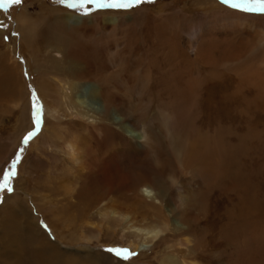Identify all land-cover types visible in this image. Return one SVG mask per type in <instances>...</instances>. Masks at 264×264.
<instances>
[{
  "label": "rangeland",
  "instance_id": "374dc122",
  "mask_svg": "<svg viewBox=\"0 0 264 264\" xmlns=\"http://www.w3.org/2000/svg\"><path fill=\"white\" fill-rule=\"evenodd\" d=\"M0 25L5 27L4 33H0V66L17 74L12 94L7 90L0 92V212L5 202L21 195L49 241L66 257L78 260L72 264H87L86 258L91 256L109 260V264H160L157 255L163 253L166 245L154 242L159 246L156 248L147 242L143 252L136 250L134 238L100 216L105 202L87 194L91 188L88 180L84 178L77 187L84 191L82 197L69 199L70 194L64 192V179L71 180L76 175L66 153L58 150L64 140L79 134L97 147L100 163L110 151L120 148V142L113 138L106 142L86 133L76 122L68 123L69 118L54 123L59 126H52V121L45 124L41 89L45 90L38 78L45 68L50 73L45 78L49 76L56 81L49 70L55 59L63 63L62 67L67 62L86 66L90 69L89 81L125 101L134 112L159 116L169 135L187 137L192 142L202 135L208 136L210 156L218 154L217 148L222 144L224 191L219 189L216 179L206 188L195 178L193 186L201 192L200 205L193 207L195 215L199 209L206 213L200 216L199 227L210 229L211 233L204 253L210 258L199 261L264 264V238L252 239L250 228L253 216L264 217V14L233 10L220 0H155L128 11L105 10L85 17L60 0H22L19 5L7 7L0 0ZM54 36L63 39L57 49L52 41ZM12 48L14 55L10 53ZM33 57H38L37 63ZM33 95L42 105V124L38 130ZM44 127L46 133L65 132L59 147H52L46 134L42 138ZM30 131L36 134L25 144L24 137ZM18 154L17 174L11 177L13 190L9 192L3 185V176ZM145 157L129 155L120 172L129 175L150 171V160ZM119 199L128 202L124 196ZM70 201L77 203L76 208L67 205ZM133 207L141 217L148 218V223L156 220L146 206L137 203ZM249 207L257 212L249 215L246 212ZM46 209L55 210L59 220L52 222ZM218 215L222 224L209 221ZM52 228H58L65 238L72 236V244L60 243ZM81 247V251L67 250ZM108 248L127 249L134 255L123 259V253L116 257L106 251Z\"/></svg>",
  "mask_w": 264,
  "mask_h": 264
},
{
  "label": "bare ground",
  "instance_id": "6f19581e",
  "mask_svg": "<svg viewBox=\"0 0 264 264\" xmlns=\"http://www.w3.org/2000/svg\"><path fill=\"white\" fill-rule=\"evenodd\" d=\"M77 20L80 21L79 18ZM4 31L5 27L0 25V33L3 34ZM62 40L61 37L54 36L52 41L56 45L55 49L58 48V45H62L59 43ZM36 45L38 46L39 56V44ZM13 48L10 51L11 55H14L15 52ZM34 59L37 63L38 57ZM51 62L49 70L53 76H56L54 77L56 81L53 82L51 78H48L49 76L45 78V75L49 73L45 68V71L43 70L44 73L38 78L45 90L42 91V86L40 87L43 95L41 99L45 106V124L47 121H52V126L56 124V126H59L58 123L61 119L69 118L68 123L76 122L77 126L80 125L86 129H84L86 133L95 135L106 142L111 138L120 142V148L116 151H110L108 157L105 158L103 163H100L99 156L95 152L97 147L79 137V134H77L78 136H75V134L74 136L70 135V138L67 137L69 140H64L63 147L60 149L58 144L60 139H65L62 137L65 132L63 134L60 132L58 134L55 132L54 134L53 131L46 133L47 129L44 127V132L41 134L42 138L47 135L52 147L58 146L59 148L56 147L58 150L66 153L72 169L76 171V175L71 180L64 179L63 181L64 192L67 195L70 194L69 199H77L78 196L79 198L83 196H81V192L84 194V191L81 189L79 191L77 187L85 178V180L89 181V186L91 187L87 190V194L89 193L94 200L99 201L98 198H100L101 201L103 200L102 202H105L103 208L100 209V216H103L106 221L114 222L117 224V228L119 227L124 233L127 232L134 238L137 242L136 250L143 252L148 247L145 244L147 242H152V247L156 246L158 248V244L155 243L160 242L164 246L166 245L162 251L163 253L157 255V258H160V264H202L199 260H205L208 254L204 255L208 245L207 240L210 239L209 235L211 233L210 229L207 231L205 228L199 227V218L201 215L205 216L206 213L199 209L198 215H195L193 207L197 204L200 205L198 198L201 196V192L194 189L193 186L195 178H199L206 185V188L216 179L219 189L224 191L222 180L225 179L226 172L223 169L222 144L217 148L218 154H213L215 157L210 156L212 153L208 136H198L199 140L192 142L187 137L182 136L180 139L169 135L166 125L160 123L159 116L151 115L147 117L144 113L134 112V109L128 108L125 101L116 98L114 95L112 96L105 88L99 87L97 83L91 80L90 82V69L86 66H77L75 63L69 64L67 62V65L62 67L61 64L63 63L55 59ZM16 75L10 68L7 69L0 66L1 94L6 90L9 94H12L10 92L11 90L14 91V85L13 89L11 86L14 81L17 82ZM253 78L254 75L251 76V79ZM44 80L46 81L44 82ZM50 97L52 98L51 102H49ZM55 122L58 123L54 124ZM67 122L63 123L68 125ZM56 135H58V140L55 138ZM93 152L96 155L94 157L92 156ZM132 154L147 156L145 158L150 160V171H139L129 175L124 173L125 171L121 173L119 170L120 166ZM177 169L178 172H176ZM120 177H124V179L120 180ZM85 182L87 183V181ZM120 196L126 197L128 202L119 199ZM55 203H52V206ZM72 203L73 201H70L67 205L71 207L77 206V203ZM137 203L149 208L156 220L148 223V218L137 214L133 207ZM26 204L27 202L22 199L21 195L16 194L11 201L5 202L2 212H0L3 214L0 217V264L77 263V259L66 257V254H63L55 244L49 241L46 234L39 228L38 222L32 216ZM52 206L50 207L52 208ZM39 210L42 211V208L39 207ZM45 211H49V217L52 222L59 220L54 214L55 210L46 209ZM42 212L44 214V211ZM246 212L249 215H254L257 210L249 207ZM83 216L86 217L87 213ZM256 216H253L250 220V228L252 239L257 238L260 241L261 238H264V223H262L264 217ZM209 221L222 224L220 215L214 216ZM61 222L64 221L61 220ZM208 224L205 223L206 226H209ZM59 228H61L60 225ZM219 228L218 232H220ZM68 231L70 234L71 230ZM52 233L55 234L56 239L60 243L61 241H66L69 245L72 244V236L69 235L68 238H65V235L59 232L58 228H52ZM155 238L159 239L155 240ZM59 242L58 244H60ZM255 244L259 245L258 242H255ZM81 249L82 247L79 249L69 248L67 250L76 252L81 251ZM86 259L87 264H109V260L103 259L100 261L93 256Z\"/></svg>",
  "mask_w": 264,
  "mask_h": 264
},
{
  "label": "snow or ice",
  "instance_id": "6c2138e0",
  "mask_svg": "<svg viewBox=\"0 0 264 264\" xmlns=\"http://www.w3.org/2000/svg\"><path fill=\"white\" fill-rule=\"evenodd\" d=\"M61 3L74 11L80 12L82 16H90L94 12L113 10V11H128L135 7H138L144 3H154L155 0H60ZM4 6L7 7L9 4L19 5L22 0H3ZM222 5L228 6L230 9L237 10L243 13H260L264 14V0H220ZM34 103V118L35 126L38 130L42 124V105L38 102V98L33 95ZM36 134L35 131H30L24 137V143L27 144L29 139ZM24 149L20 150L22 154ZM20 160L18 154L16 159L13 160L10 165V170L4 172L3 185L7 191L11 192V177L17 174L16 167ZM108 253H114L116 257H120L123 253V259H128L133 253L128 252L127 249L119 248H108Z\"/></svg>",
  "mask_w": 264,
  "mask_h": 264
}]
</instances>
